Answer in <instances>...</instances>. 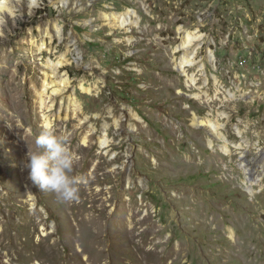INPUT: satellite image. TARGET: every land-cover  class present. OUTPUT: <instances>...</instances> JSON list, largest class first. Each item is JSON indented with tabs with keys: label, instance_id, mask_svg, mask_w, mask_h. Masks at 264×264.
Here are the masks:
<instances>
[{
	"label": "rangeland",
	"instance_id": "374dc122",
	"mask_svg": "<svg viewBox=\"0 0 264 264\" xmlns=\"http://www.w3.org/2000/svg\"><path fill=\"white\" fill-rule=\"evenodd\" d=\"M4 5L0 264H264V174L250 194L238 166L264 162V0ZM45 129L68 141L74 201L28 179Z\"/></svg>",
	"mask_w": 264,
	"mask_h": 264
},
{
	"label": "clouds",
	"instance_id": "9594fccd",
	"mask_svg": "<svg viewBox=\"0 0 264 264\" xmlns=\"http://www.w3.org/2000/svg\"><path fill=\"white\" fill-rule=\"evenodd\" d=\"M67 145L66 138L45 129L35 137L34 150L27 153L24 164L33 185L56 194L64 202L77 198V185L80 182V179L71 175L73 157Z\"/></svg>",
	"mask_w": 264,
	"mask_h": 264
},
{
	"label": "bare ground",
	"instance_id": "6f19581e",
	"mask_svg": "<svg viewBox=\"0 0 264 264\" xmlns=\"http://www.w3.org/2000/svg\"><path fill=\"white\" fill-rule=\"evenodd\" d=\"M6 0H0V10L2 8L5 7L4 3ZM127 14L128 12H123V13H114L111 12L109 14L106 13H102L101 16L102 18L106 19L108 21V23L112 26H118V27H123L126 26L125 24H127ZM131 22V21H130ZM129 22V23H130ZM58 28V26H57ZM58 31V29H57ZM46 33H48L46 31ZM184 41L183 43H189L193 36L192 34H190L189 32L185 33L184 36ZM182 43V44H183ZM188 63L190 64V56L188 54L186 55H181V58L179 60V67L183 68L184 65H188ZM185 74V73H184ZM187 85L193 84L195 83V78L193 75H189L187 76ZM47 83H45V81L43 82V87H45ZM56 88H53L51 91H56ZM195 98H199L200 95L199 94H192ZM230 96L232 97L233 94H230ZM193 124L196 125H204L205 127L208 128L209 133L213 134L216 138H219L222 140V143H216L214 144V142L212 141V139H208L207 140V145L209 148H211L212 150H214V148H216L217 150L223 152L224 154L229 155L231 153L230 147L228 145L229 141L225 138V136L221 133V131H219V127L221 126L220 123H218L217 121H214L210 116H206V117H202V116H197L195 115V113H193ZM47 123V121H46ZM235 131L237 134L240 133L238 127L235 128ZM99 145L104 147L107 144V138L105 136V133L102 134L101 137H99ZM239 167H241L242 169V174H243V179L241 180V185H242V189L246 190L248 193L250 194H254L257 191L254 189V186H262L261 185V178L264 174V162H260V160H254L253 164L251 163H245V162H240L238 164ZM228 232H229V237L232 239L233 237V231L232 229L228 228Z\"/></svg>",
	"mask_w": 264,
	"mask_h": 264
},
{
	"label": "water",
	"instance_id": "95a60500",
	"mask_svg": "<svg viewBox=\"0 0 264 264\" xmlns=\"http://www.w3.org/2000/svg\"><path fill=\"white\" fill-rule=\"evenodd\" d=\"M262 217H264V215H262Z\"/></svg>",
	"mask_w": 264,
	"mask_h": 264
}]
</instances>
